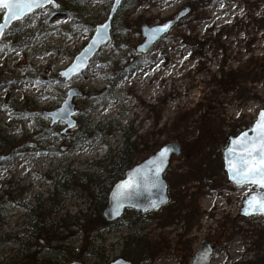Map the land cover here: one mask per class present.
<instances>
[{
    "label": "rangeland",
    "instance_id": "obj_1",
    "mask_svg": "<svg viewBox=\"0 0 264 264\" xmlns=\"http://www.w3.org/2000/svg\"><path fill=\"white\" fill-rule=\"evenodd\" d=\"M192 1L194 15L147 55L137 54L143 24L172 19ZM58 2V11L38 10L0 44V261L27 239L25 207L47 199L53 179L70 182L47 223L64 216L72 226L90 211L97 175L118 167L114 156L124 132L133 131L153 151L180 142L166 173L172 199L163 212L132 215L128 227L107 229L102 239L94 233L87 245L104 243L112 259L134 234L136 264H191L209 240L217 245L212 264H264V216L240 215L254 188L228 180L223 156L228 135L248 128L264 108V0H126L112 41L69 82L59 72L105 21L113 0H84L74 15ZM71 87L83 92L74 99L78 126L62 133L64 124L51 127L44 111L58 108ZM96 125L100 133L89 142L93 136L81 131Z\"/></svg>",
    "mask_w": 264,
    "mask_h": 264
},
{
    "label": "water",
    "instance_id": "obj_2",
    "mask_svg": "<svg viewBox=\"0 0 264 264\" xmlns=\"http://www.w3.org/2000/svg\"><path fill=\"white\" fill-rule=\"evenodd\" d=\"M125 0H113L112 5L109 9V14L105 21L98 23L95 26V29L89 39V41L80 49V51L74 57L72 63L68 65L65 69L59 72L62 79L65 82H69L73 78L81 75L85 72L91 65L92 60L96 57V55L100 52V50L107 45L113 38L112 31H113V21L117 13L119 12L120 8L122 7ZM51 6L54 10L58 11L60 5L57 0H55V4H46L45 7ZM43 7V8H45ZM38 8L33 13L26 15L23 19L20 20H9L6 22L7 13L4 11L2 18L0 20V24L4 26V35L0 36V44L3 40L5 34L12 28V26L18 22L23 21L28 16L34 14L36 11L43 9ZM191 11V7L187 6L182 9L175 18L169 19L163 23H158L154 25L143 24L140 27L141 35L143 37V42L139 44L136 48L138 54L146 55L148 54L153 47L166 35L168 34L173 27L184 17H186ZM101 24H107V34L103 41L98 42L95 46L92 45V40L95 38V30L100 27ZM164 25H168L166 31H161L159 33H154L153 30L156 28H163ZM74 64L80 65V70L77 74L72 75L70 78L62 75L67 69H69ZM83 95V92L77 87H71L67 91V95L62 102V104L51 111H44V115L50 119V126L53 127L57 123H64L65 128L62 130V133H67L71 129L75 128L78 125V120L76 118L79 110L76 108V104L74 103V99ZM67 109V114H63L62 110ZM264 111L260 109L255 121L246 129H243L237 135H228V144L223 151L224 156V169L227 174L228 180L238 186L229 175V159L231 155L229 153V149L235 148L233 144L234 141H237L243 133H248L249 137H252L254 133L252 129L256 126L257 121L259 120L260 113ZM165 148H168L169 151L166 154V159L163 165L159 164V155L161 151ZM182 151V146L178 141H172L164 144L154 153L149 155L148 157L144 158L143 160L137 162L135 165L130 167L125 171V175L122 179L118 180L112 187L109 192L108 201L106 206L104 207L102 214L103 217L107 221H114L120 218L126 211V209H132L141 213H149L153 211L160 210L163 206L169 203L170 195L168 190V182L165 178V173L169 168L170 160L173 155H179ZM238 154V150H237ZM159 167L161 170L159 171L158 176L155 175L156 168ZM149 175L153 177L152 182H144L142 179L144 176ZM130 184L131 186L127 189H122V185ZM251 185V184H245ZM253 186V185H252ZM241 187V186H240ZM254 192L248 195L245 200L243 201V206L241 209V216L250 217V216H264V212H256L249 209L247 204L248 199L259 193L264 192L259 188L253 186ZM121 192H127L128 195L126 197H121ZM153 204H156V207H153ZM117 209H119L117 211ZM246 210L248 214H246ZM216 244L211 243L209 240L202 241L200 247L196 251L192 264H212V257L215 251ZM68 264H97V263H87L80 260H75L69 262ZM108 264H133L131 261L127 260L126 258L119 256L114 260L110 261Z\"/></svg>",
    "mask_w": 264,
    "mask_h": 264
},
{
    "label": "trees",
    "instance_id": "obj_3",
    "mask_svg": "<svg viewBox=\"0 0 264 264\" xmlns=\"http://www.w3.org/2000/svg\"><path fill=\"white\" fill-rule=\"evenodd\" d=\"M60 2L68 8L70 14L74 15L77 12L76 9L83 5L84 0H60ZM76 2L78 5L75 4ZM81 3L82 5H79ZM232 79V77L229 78L230 81ZM81 133L82 136H93L92 139H89L90 142L95 139L100 131L98 125H96L94 129L89 128L85 132L82 130ZM105 134L108 135L109 133L105 132ZM142 145L148 147V140L144 136H137L133 131L124 132L122 145L114 156L118 159L114 163L118 167L114 171L112 168H101L102 172H99L96 177L97 184L94 187L96 193L92 195L90 211L80 217H75L72 226L70 224L73 221L64 216L54 218L47 223L48 218L58 212L56 209L57 201H59L63 188L70 182V178H68V181H65L66 178L53 179L54 189L50 192L49 197L43 200L38 199L34 205L25 207L29 210V215L25 220L28 224L26 228L28 231L27 239L21 241V245L17 249L5 251L7 255L4 260L0 261V264H68L75 260L87 262L91 258H94V262L97 264H107L111 257L105 254L104 243L97 244L93 240L87 245L88 238L99 232L95 236V240L102 239L101 235L105 230H120L125 226V221L131 220L133 210H126L125 214L115 221L105 220L102 211L107 204L111 188L124 177L125 171L137 163L138 158L143 159L154 152L152 147L145 150L139 149V146ZM162 145L158 144L159 147H156L160 148ZM144 151L147 152L146 155H144ZM94 222L98 225L95 232L91 231ZM72 227H77V229ZM77 235L81 236V239H79L81 244L75 246V236ZM14 241L15 239L11 242ZM83 247L87 248L86 251H82ZM45 249L49 250L50 253L46 252L45 255L40 256L41 253L46 251Z\"/></svg>",
    "mask_w": 264,
    "mask_h": 264
},
{
    "label": "snow or ice",
    "instance_id": "obj_4",
    "mask_svg": "<svg viewBox=\"0 0 264 264\" xmlns=\"http://www.w3.org/2000/svg\"><path fill=\"white\" fill-rule=\"evenodd\" d=\"M119 3V0H117ZM46 4H55V0H0V10H4L7 13L6 22L9 20H20L26 15L33 13L38 8L45 7ZM4 26L0 24V36L4 35ZM168 25H164L163 28H156L154 33L166 31ZM108 25L101 24L99 28L95 30V38L92 40V45L95 46L98 42L104 40L107 34ZM80 65L74 64L67 69L62 75L71 77L79 72ZM67 114V109L62 110L61 115ZM254 135L248 136V133H243L242 136L234 141L235 148L229 149L231 158L229 159V175L230 178L238 185L243 186L245 184H251L256 188L264 190V111L260 113L259 120L256 126L252 129ZM238 150V154H237ZM169 151L165 148L159 155V164L163 165L166 159V154ZM159 167L156 168L155 175L158 176ZM144 182H152L153 177L146 175L142 178ZM131 185H122V189H127ZM127 192H121V197H126ZM247 204L249 209L256 212H264V192H259L251 196ZM156 207V204H153ZM119 209H117L118 211ZM246 214H248L246 210Z\"/></svg>",
    "mask_w": 264,
    "mask_h": 264
},
{
    "label": "flooded vegetation",
    "instance_id": "obj_5",
    "mask_svg": "<svg viewBox=\"0 0 264 264\" xmlns=\"http://www.w3.org/2000/svg\"><path fill=\"white\" fill-rule=\"evenodd\" d=\"M190 7H191L190 14L194 15V13L196 12V9H195V5L193 4V1H192V4L190 5ZM170 197H171V194H170ZM167 205L162 207L158 211L163 212L166 209ZM133 211H134L133 212V217L136 216V215H142V217H144V216L155 215L156 213H160L158 211H153V212H149V213H145L144 214V213H141V212H138V211H135V210H133ZM126 227H128V226H125V228ZM127 238H128L129 241H126V242L123 243L122 252H120L116 257L122 256V257L126 258L127 260L131 261L133 264H136L137 263V261H136L137 259L134 256L135 251L133 249L134 248L133 246H135L137 244L136 238H138V236L134 235V234H131L130 237H126V239ZM116 257H112V260H114Z\"/></svg>",
    "mask_w": 264,
    "mask_h": 264
}]
</instances>
